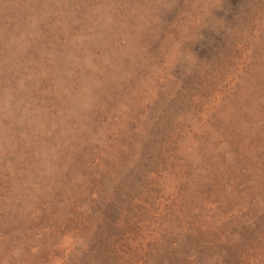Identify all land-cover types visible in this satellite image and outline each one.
Wrapping results in <instances>:
<instances>
[{
  "label": "rangeland",
  "instance_id": "obj_1",
  "mask_svg": "<svg viewBox=\"0 0 264 264\" xmlns=\"http://www.w3.org/2000/svg\"><path fill=\"white\" fill-rule=\"evenodd\" d=\"M0 264H264V0H0Z\"/></svg>",
  "mask_w": 264,
  "mask_h": 264
}]
</instances>
